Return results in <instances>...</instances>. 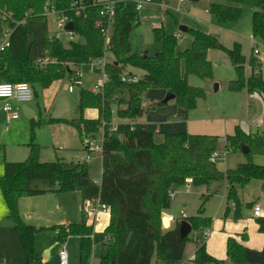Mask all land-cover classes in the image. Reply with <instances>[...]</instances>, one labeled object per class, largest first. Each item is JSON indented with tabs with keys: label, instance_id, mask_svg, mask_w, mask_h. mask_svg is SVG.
<instances>
[{
	"label": "trees",
	"instance_id": "1",
	"mask_svg": "<svg viewBox=\"0 0 264 264\" xmlns=\"http://www.w3.org/2000/svg\"><path fill=\"white\" fill-rule=\"evenodd\" d=\"M55 7L73 22L72 31L83 38L82 42L70 40L64 45L61 39L50 37L45 31L43 50L50 60L45 64L33 61L29 55L30 19H44V0H0V12L9 18L0 21L11 28L9 46L0 50V80L4 82H26L37 95L36 87L48 88L54 81L73 71L68 64L82 65L87 71L91 59L103 55V40L95 22L99 5L87 0L84 14L76 16L70 9L69 0H51ZM243 0H208L207 11L218 24L236 21L241 14ZM122 3L116 7V17L110 42L112 60L106 65L108 79L102 92L80 89L76 105V116L72 118H48L45 123H62L75 128L81 136L94 137L102 121L103 141L101 149L100 182L93 181L88 173L87 162L40 160L41 145L35 142L32 133L27 143L28 156L23 161H5L0 175V190L7 207V215L13 221L14 229L26 254V264H34L36 228L23 221L18 210V201L24 196L45 193H65L78 191L81 197V218L79 222L53 225L60 241L68 236H78L79 264H87L92 252L93 227L87 224L82 211L86 199L98 198L110 207L109 223L104 228L105 251L97 264H156L157 261L175 263L183 258L186 244H195L193 264H225L209 255L205 248L206 237L202 231L211 227L212 217L203 214V204L197 214L187 215L192 227V236L181 238L179 222L166 230L161 229V214L169 207L168 190L182 185L187 178L192 186L208 187L213 182H223L226 188L223 218L237 220L243 210L249 209L251 202H243L240 188L252 180L261 183L264 191V165L252 161V154L264 155V133H248L238 126L234 133L225 137L224 148L230 152H241V144L248 149L246 160L234 168L220 171L211 154L219 146V137L209 134H192L185 131H149L144 123L138 122L149 110L163 105L161 101L142 104L148 89H163L174 95L176 104L185 110L182 115L195 107L198 98L205 96L203 88L188 84V76L210 78L212 64L207 58L209 49H225L237 74L228 82V89L245 88L249 93L264 95V78L261 74L262 60L252 54L246 59L239 43L225 48L217 35L195 28L187 32L192 40L189 47L176 51V35L167 33L163 25L153 29L155 41L160 50L152 55L133 51L130 35L138 18L133 13L122 12ZM253 34L263 30V12L254 10L252 16ZM125 66L143 71L135 83H124L120 75ZM130 73V72H128ZM115 108V112H112ZM85 109H97L96 118L83 116ZM118 118L117 128L110 130L108 124L113 117ZM43 124L30 118L33 127ZM208 197V196H206ZM231 203L234 207H231ZM253 206V205H252ZM258 231L264 233V218H256ZM246 239V234H241ZM226 255L231 264H264V246L260 250L241 244L234 237H228ZM0 263L18 264L13 259Z\"/></svg>",
	"mask_w": 264,
	"mask_h": 264
},
{
	"label": "rangeland",
	"instance_id": "2",
	"mask_svg": "<svg viewBox=\"0 0 264 264\" xmlns=\"http://www.w3.org/2000/svg\"><path fill=\"white\" fill-rule=\"evenodd\" d=\"M207 3L208 0H199L194 3H190L187 0H168V3L165 4L163 0H151L150 3L143 5L137 11L134 1L124 0L122 11L133 13L138 18V23L133 27L129 39L132 50L139 53L145 51L149 55L160 50V45L155 41L153 33V29L160 25H163L167 33L176 35L177 47L182 46L186 41L191 40L192 37L189 33H180L178 29L182 25H188L203 32L209 30L208 33L218 34L219 40L225 48H231L234 43H239L241 53L246 59L245 65L247 66L254 42L257 43L259 49L264 47V0H243L238 20L229 21L223 27L217 26L215 17L204 11ZM254 10L263 12V30L261 34L257 35H254L252 30ZM1 15L5 16L6 14L0 13ZM27 24L30 28L28 40L29 44L32 45L29 55L35 62L48 57L47 52L43 50L42 44L45 31L58 35L65 46L70 41L69 35L57 28L53 14H47L44 19H30ZM3 27H5V24L0 21V30ZM72 40L80 42L83 41V38L75 35ZM1 43L2 38L0 36V46ZM254 56L256 55L254 54ZM112 57V54L108 52L110 61L113 59ZM256 57L262 60V65L264 66V57ZM208 58L212 63V75L210 78H200L196 75L188 76V84L203 88L205 96L197 99L195 107L188 110L186 119L178 116V113H174L173 107L181 109L174 99L165 105L155 106L152 109V111H165L164 113L157 112L151 117H146L147 113H145L143 116L154 128L159 126L161 131H185L192 134L217 135L219 137V146L216 151L221 153V155L224 153V156L221 157L220 155L216 161V166L220 171H224L227 168H234L238 163L246 160L241 152L225 150L226 135L234 133L236 126L248 133L260 134L264 131V95L261 93H249L245 88L240 90L228 89V82L236 79L237 74L225 49L209 51ZM128 71H132L138 76L143 75V71L140 69L125 66L123 72ZM261 74L264 78V71ZM101 78L100 73L88 72L82 76V85L71 84L72 77L66 76L54 82L48 89L44 90L37 86V95H34L32 101L28 103L34 111V115L31 118L33 121H41L49 117L72 118L76 116V105L81 87L91 90L92 85L101 80ZM215 84L218 85L217 90L215 89ZM69 86H73V92L68 90ZM150 91L148 94L143 95L142 104L144 106H148L151 103L150 96L159 98V101H161L166 94L162 96V93H159L161 92L159 89H150ZM17 111L20 118L10 124H6L5 114L0 107V140L4 144L1 148L4 149V153L6 154L8 149L9 156L15 158L13 161L25 160L28 156L27 143L33 133L35 142L45 146L42 153L43 159H54L50 125L48 123L44 124V120V125L34 126L33 132H31L30 118L24 116L22 109H17ZM112 112H115V108H112ZM87 113L88 111L84 112V114ZM112 121L119 122L120 120L114 116ZM150 125L149 129L155 130ZM56 127H63L68 133L63 138L66 149L59 150L61 153L58 154H65V158L70 160L72 154L68 148L71 146V127L64 124ZM96 136L100 139V128ZM251 158L254 163L264 165V155L253 153ZM73 160H76V158ZM87 164L90 178H96L100 174L101 167L99 153H95ZM180 186V192L171 200L169 207L164 211L165 213L177 217L180 209L183 208L182 201L185 200L188 202L186 214H197L198 208L203 204V213L211 215L212 218L216 216L225 195V184L223 182H213L207 188L190 185L188 190L185 185ZM240 193L244 203L251 202L254 205L264 199V195H260L261 183L257 180H252L240 188ZM252 205L249 208L250 211ZM80 208L81 197L77 191L57 194L45 193L24 196L19 199V214L24 221L36 228L34 252L37 255V259L34 264H40V262L59 264L58 251L61 244L65 246L68 264H79L78 237L68 236L65 240L60 241L56 230L50 227L54 223L62 222L56 220H66V222L80 221ZM192 235L193 232L191 230L189 236ZM106 240L104 231H96L94 229L92 233V252L87 264H97L100 254L105 251L103 243ZM193 247L194 242L190 240L186 245V251L189 252ZM45 250H48V257H46ZM44 258H46L45 262L43 261Z\"/></svg>",
	"mask_w": 264,
	"mask_h": 264
},
{
	"label": "built area",
	"instance_id": "3",
	"mask_svg": "<svg viewBox=\"0 0 264 264\" xmlns=\"http://www.w3.org/2000/svg\"><path fill=\"white\" fill-rule=\"evenodd\" d=\"M132 1L135 2V9L139 11L143 7V5L150 3L151 0H132ZM69 2H70V9L76 16L84 14V11L88 5L87 0H69ZM92 2L93 4L99 5V11H98L99 17L95 22V27L98 29L103 40V55L101 57L91 59L88 63L87 71L101 74L102 76L101 80L95 82L92 85L91 91L102 92L104 83L108 79V75L106 72V65L110 62V60L108 59V52H110L109 47L113 34L115 17H116V7L120 3L123 4L124 0H102V1L92 0ZM42 11L45 15L53 14L55 16L57 28L63 31L64 33L68 34L70 40L73 39L75 33L72 30L65 29L67 22L70 21L68 16L63 12L59 11L51 0H44ZM0 13L6 14L5 16L1 15L3 19L10 17V15L4 11ZM10 33H11V28L5 24V27H3L0 30V36L2 38L0 50L9 46ZM50 37L59 38L58 35H53V34H50ZM253 54H255L256 56L264 57V50L262 51L261 49H259L257 47V43L255 42L253 44ZM48 61L54 62V59L50 60L47 57L46 59H39L37 62L42 65L47 63ZM68 65L73 71V74L71 75L72 77L71 84L82 85V76L84 74L82 65L81 64L77 66L73 64L71 65L68 64ZM140 77L141 76H138L135 73L122 72L120 75V80L124 83H135L140 79ZM73 89H74L73 86L68 87L69 91ZM32 98H33V90L28 83L26 82L11 83V82L0 81V106L5 114L6 124L11 123L13 120L19 117L17 108L13 106V101L19 105H22L25 104L26 102L31 101ZM105 125H106L105 121H102L100 126V139H98L96 135L94 137L83 136L85 147L88 152L85 156V162H87L92 157L93 153H99L100 155L102 149V141H103V129ZM117 125L118 122H114V121H111L108 124L110 130L112 131L117 128ZM220 155L221 153L215 150L211 154L210 160L216 163ZM222 156H224V153H222L221 157ZM182 185H185L188 190L190 185H192L191 179L187 178ZM180 187L181 186H172L168 190V198L170 199V201L174 199L175 196L180 192ZM231 207L232 208L234 207L233 203H231ZM82 211L87 220L91 219V221H93L95 217L101 213L110 214V207L107 204L100 202L98 198L86 199L82 204ZM251 216L254 218H258V217L264 218V199L255 203L252 206ZM163 218H165L169 223L168 226H165L163 224L162 222ZM186 218H187V214L185 208L180 209L179 215L177 217H175L172 214L163 212L161 214V229L163 230L169 229L174 225V223L180 222L183 219L187 220ZM208 230L209 229L204 230V232L202 233L204 237H207L209 233ZM58 256H59V264H68V255L65 250L64 244H61L58 251ZM0 264H8V263H0Z\"/></svg>",
	"mask_w": 264,
	"mask_h": 264
},
{
	"label": "crops",
	"instance_id": "4",
	"mask_svg": "<svg viewBox=\"0 0 264 264\" xmlns=\"http://www.w3.org/2000/svg\"><path fill=\"white\" fill-rule=\"evenodd\" d=\"M163 1L165 2V4L168 3V0H163ZM187 1L190 2V3L196 2V1L191 2L189 0H187ZM197 1H199V0H197ZM122 7H123V4H122ZM204 11L208 13L206 8L204 9ZM122 12L123 11H122V8H121L120 9V13H122ZM224 25L225 24L221 25V24L217 23V26H219V27H223ZM27 26H28V29L30 31V28H29L28 24H27ZM185 26H187L188 28H191L188 25H185ZM178 31L180 33H188L187 31L186 32H181L179 29H178ZM205 31H206V33L209 32V30H205ZM210 33H212V32H210ZM215 35H217L218 38H219L218 34H215ZM191 40H192V38H191ZM191 40H189L188 42L186 41V43L184 45L177 47L176 51H181L182 49L189 47L190 44H191ZM80 42H82V41H80ZM42 44H43V42H42ZM188 44H189V46H187ZM31 48H32V45L30 46V50H31ZM211 50H214V49H209L208 50L207 58H208V53ZM208 60H209V58H208ZM263 69H264V66L262 65L261 66V72L264 71ZM245 71H246V74L248 75V73H249L248 66H246ZM88 72L89 71H85L84 70V73H88ZM128 72L134 73L132 71H128ZM54 82H56V81H54ZM48 88H46V89H48ZM217 88H218V85L215 84V89L217 90ZM159 90H161V92H159V93H162V96L166 93V91L163 90V89H159ZM73 91H74V89L71 90L70 92H73ZM148 92H151L150 89H148L145 92V94H148ZM254 93H256V92H254ZM31 101H29V102H31ZM150 101L151 102H159V98H155V97L150 96ZM170 101H168L167 103H169ZM29 102H26L25 104H22V105H25L29 109V111H31V113H32L31 117H33L34 111H33L32 107L30 105H28ZM22 105H19V104L15 103L13 101V106L15 108H17L18 110L21 109ZM85 111H88V113L84 114ZM173 111H174V113H178V116H180L181 118H183V119L187 118V112L188 111L186 112V116L185 117L182 116L185 113V110L183 108H181V109H177L176 108L175 109L173 107ZM84 112H83V116L86 117V118H96L98 116L97 109H85ZM157 112L164 113L165 111H161V110L160 111H152V110H149L147 112V116L146 117H148V116L151 117ZM19 118H20V116L17 119H15V120H18ZM53 118H55V117H53ZM15 120H13V121H15ZM44 120L46 121L47 119H44ZM44 120H41V122L44 123ZM138 122L144 123L149 131H152V132L161 131V130H159L160 129L159 126L154 128V126L150 125L149 122H147V120H146V118L144 116L139 118ZM44 124H46V123H44ZM44 124H42V125H44ZM48 124L50 125V129H51V133H52V135L50 133V136H52L51 146L54 149V155H53L54 159L59 157V158H62L63 160H65V161H73V162L83 161L84 162L85 161V156H86V154L88 152H87L86 147H85L83 136H81L79 134V132L75 128L70 126L71 127V146L69 148L68 147L67 148L71 150L72 157H71L70 160H67L65 158L66 157L65 154L63 155V154H58V153H61L59 150L66 149L65 148V144L63 143V138L68 133H66V131H65V129L63 127H56V126H61L62 123H48ZM64 125H66V124H64ZM149 125L152 126V129H155V130H150L149 129ZM67 126H69V125H67ZM263 133H264V131L262 133H260V134H263ZM209 135H214V134H209ZM64 142H66V141H64ZM18 143H22V142H18ZM2 145H4V144H2L1 140H0V175L3 173L4 162L5 161H13L15 159V158H12V157L9 156L8 149L6 150L7 151L6 154L4 153L5 152L4 149H1L3 147ZM17 145H19V144H17ZM41 147L42 148H41V152H40V160H42V161H52V160H54V159H52V160H49V159L46 160L45 159L44 160L42 153H43V149H44L45 146L41 145ZM94 154L95 153H93V155ZM74 158H76V160H73ZM90 160H91V158L87 161V163H89ZM101 171H102V168L100 167V174L97 175L96 178H91V179L93 181L99 183L100 182V178H101ZM49 194H57V193H49ZM225 195H226V188H225ZM225 195L223 197V201L221 203L220 210L218 211L216 216H214L212 218V224H211V227L208 230L209 233H208V235L206 237V240H205V248H206L207 253L209 255H211L212 257H214V258H216L218 260H223L225 264H231L228 261L227 255H226V243H227V238L228 237H234L237 241H239L241 244L247 246L248 248L260 250L264 246V233H261V232L258 231V225H257L256 220H255L256 218L251 216V211L249 209H244L243 210V216L241 218L237 219V220H233L231 218H223L222 214H223V210H224V206H225ZM260 195H264L262 187H261V194ZM242 201H244L243 198H242ZM182 206H183V208L186 209L187 206H188V202L183 200L182 201ZM7 213H8L7 212V207H6V204L4 202V199H3V196H2V193H1V190H0V259L1 260L13 259L18 264H26L25 251H24V249H23V247L21 245V242L19 240V237H18V235H17V233H16V231L14 229L13 221L7 215ZM203 214L207 215L205 213H203ZM109 216H110V214L101 213L98 216H96L93 221H91V219L87 220V224L88 225L89 224L92 225L93 231H94V229L96 231H103L104 228L109 223ZM207 216H211V215H207ZM56 221H62V222L54 223L53 225H66V224L72 223V222H66V220H56ZM24 222L27 223L26 221H24ZM27 224H30V223H27ZM243 233L246 234V239L245 240L241 239V234H243ZM76 237H78V236H76ZM78 239H79V237H78ZM103 245H104V243H103ZM194 250H195V244H194L193 249L190 250L189 252L186 251V246H185V251H184L183 258L181 260H179V261H177L175 263H171V264H193L192 258H193ZM45 253H46V257H48V250H45ZM45 259L46 258L43 259L44 262H45ZM40 264H45V263L40 262ZM156 264H169V263H166V262L160 260V261H157Z\"/></svg>",
	"mask_w": 264,
	"mask_h": 264
},
{
	"label": "water",
	"instance_id": "5",
	"mask_svg": "<svg viewBox=\"0 0 264 264\" xmlns=\"http://www.w3.org/2000/svg\"><path fill=\"white\" fill-rule=\"evenodd\" d=\"M189 1L194 2L197 0H189ZM65 29L72 30L73 29V22L72 21L67 22ZM179 30L181 32H186L188 30V27L185 25H182L179 27ZM261 50L263 51L264 49L262 48ZM172 99H174V95L170 92H166L164 99L161 100V103L166 104L168 101H170ZM21 109H22L24 116H26L27 118H31L32 113H31V111H29V109L25 105H22ZM248 151H249V149L244 144H241V153L246 154V153H248ZM162 222L165 226L169 225V223L166 222L165 218L162 219ZM191 230H192V227L187 220L183 219L179 222V235L181 238L187 237L190 234ZM210 264H214V263H210Z\"/></svg>",
	"mask_w": 264,
	"mask_h": 264
}]
</instances>
